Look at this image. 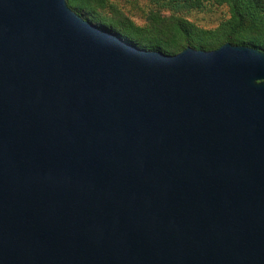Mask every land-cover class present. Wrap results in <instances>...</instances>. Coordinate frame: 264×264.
Returning <instances> with one entry per match:
<instances>
[{
	"label": "water",
	"instance_id": "1",
	"mask_svg": "<svg viewBox=\"0 0 264 264\" xmlns=\"http://www.w3.org/2000/svg\"><path fill=\"white\" fill-rule=\"evenodd\" d=\"M0 264H264V52L0 0Z\"/></svg>",
	"mask_w": 264,
	"mask_h": 264
},
{
	"label": "trees",
	"instance_id": "2",
	"mask_svg": "<svg viewBox=\"0 0 264 264\" xmlns=\"http://www.w3.org/2000/svg\"><path fill=\"white\" fill-rule=\"evenodd\" d=\"M145 24L138 25L109 0H67L77 14L121 35L140 49L175 55L188 47L213 51L226 43L264 52V0H147ZM223 10L215 26L195 15Z\"/></svg>",
	"mask_w": 264,
	"mask_h": 264
},
{
	"label": "rangeland",
	"instance_id": "3",
	"mask_svg": "<svg viewBox=\"0 0 264 264\" xmlns=\"http://www.w3.org/2000/svg\"><path fill=\"white\" fill-rule=\"evenodd\" d=\"M116 4L127 16H129L138 25L145 24V17L149 9L147 0H109ZM223 10H219L216 13L195 15V20L201 26H215L222 17Z\"/></svg>",
	"mask_w": 264,
	"mask_h": 264
}]
</instances>
